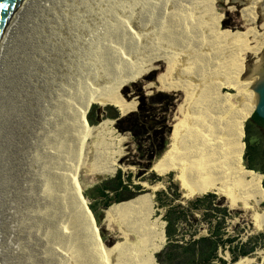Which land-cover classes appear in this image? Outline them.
<instances>
[{"label": "bare ground", "instance_id": "1", "mask_svg": "<svg viewBox=\"0 0 264 264\" xmlns=\"http://www.w3.org/2000/svg\"><path fill=\"white\" fill-rule=\"evenodd\" d=\"M75 1L61 6L62 12L68 9L67 14L53 16L49 12L50 23L53 21L55 30L59 28L45 37L53 40L52 52H58L52 64L57 72L49 79L54 80L53 84L46 88L40 83L43 77L38 78L42 91L33 97L43 102L29 101L24 93L15 95L17 109L31 108L33 114L23 132L18 124L11 126L7 144L23 146H19L21 136L28 154L19 159L21 167L14 166L19 180L0 193V257L6 261L3 263L1 257L0 264H17L15 240L24 220L16 218L14 211L20 209L22 197L30 198L28 204L36 197V205L29 206L33 210L30 219L38 223L33 236H37V256L44 259V264H52L51 259L55 264H147L144 257L160 248L162 224L157 219L149 221L143 200L107 211V217L115 220L131 218L130 233L136 244L103 248L81 198V179L89 172L111 175L115 159L113 138L106 135L105 127H86L88 106L113 105L127 114L134 104L122 100V88L153 72L161 61L167 65L161 87L182 90L184 100L178 108L169 147L152 171L161 177L176 173L190 197L212 192L232 206L240 203L250 207V202L259 206L264 200L261 178L243 168L241 156V128L248 117L243 93L251 84L239 82V77L246 54L256 55L264 46V34L255 46L248 47L245 42L250 32L220 30L222 16L215 11L216 0H79V7L73 5ZM247 2L249 6L243 13L253 22L260 1ZM69 7L79 12L78 18H70L73 14ZM62 36L71 40H61ZM37 60L38 65L49 64V59ZM224 89L236 90L237 94H225ZM233 99L239 100L238 106L231 103ZM90 139L95 140L88 146ZM86 146V154L88 149L93 150L84 161L81 153ZM40 148L44 150L29 162L33 170L28 171L29 150ZM8 160L2 189L3 179L14 176L10 173L12 157ZM86 162L90 170L84 167ZM30 183L34 185L33 193L27 192ZM23 203L22 211L27 204ZM254 226L264 228V211L255 214ZM29 259L22 264H28Z\"/></svg>", "mask_w": 264, "mask_h": 264}, {"label": "rangeland", "instance_id": "2", "mask_svg": "<svg viewBox=\"0 0 264 264\" xmlns=\"http://www.w3.org/2000/svg\"><path fill=\"white\" fill-rule=\"evenodd\" d=\"M71 1L72 0H53V2L51 3L50 8H49L45 18L43 19V21L39 25L38 29L36 30V32L32 38V41L30 43L28 54H27V57H29V60L28 61L25 60L23 66H22V70H21V74H20V78H19V82H18V86H17V90H16V95L18 94L19 96H21L24 93V95L27 96L29 101H30V99H32L34 101V103H40L41 100L34 98L33 95H38L42 91V88H44V87L46 88V85L50 86L53 84L54 80L49 81V79L54 78L56 75V72H57L56 68L55 67L52 68V64H53V61L56 59V57H57L56 55L58 54V52H55V53L52 52V50L55 49L53 47L54 44L52 43L53 40L48 41L47 38H45V37L48 36V32H50L49 33V35H50L52 32H57L59 28L57 30H55V27L52 25L53 21H51V23H50L49 19L52 17L51 16L49 17V14L52 13L53 16L62 15V13L67 14L68 13L67 8H65V9H67V11L66 10L64 11V9H63V12L60 9L64 8L61 6L70 4L69 2H71ZM73 1H75V0H73ZM76 1H75V4H73V5L79 7V0H76ZM259 1H260L259 4L255 8L256 11H254L255 20L253 22H249L247 18L245 19V16L243 13V11L249 6V2H247V0H216L215 1V11H216V13H218L219 15L222 16V20L220 22L219 29L222 31L227 30L231 33L237 32V33H241V34H246L247 32H250L249 36L247 37V40H246L247 42H245V43L248 47L255 46L259 41V37L264 34V5H262L263 0H259ZM136 3L138 4V2H136ZM54 8L57 9L58 11L54 10ZM69 8L71 9L72 7H69ZM71 10L72 11L70 13H72L73 16L69 15V17L71 16L70 18H72V17L78 18V16H76V15H78L79 12L78 11L76 12V10L74 11V8ZM79 30L83 31L80 26H79ZM68 34L72 37L70 32H68ZM62 38H63V36H62ZM61 40L69 41L71 39L70 38H63ZM55 44H58V43L56 42ZM263 53H264V46L261 48L260 52L256 55H253L250 53L246 54L245 62H244V70H243V74L241 75V77H239V82H241V83H249V82L251 83L252 82V77L250 75H249L250 77L249 76L244 77V73L246 72L245 69H246V67H252L254 65V61L256 59H258L261 56V54H263ZM45 58H46V60L49 59V64H44V65H38L37 64L39 62V60H37V59H45ZM43 66L46 67L45 70L41 69ZM57 68H58V66H57ZM35 72H36V74H35ZM166 73H167V65L165 62L161 61V62L157 63L156 67L153 69V72H152V70L149 71L145 75L137 78L135 81L128 82L122 88V90H121L122 100L124 102H126L127 104H134L133 110H131L127 114H122L113 105H104L103 106L99 103H91L90 104L91 106L95 105L97 107H100V109H102V110H104V109L107 110L105 113L106 117H102V120L98 124V127L95 125L96 127L94 129H99V128H101V126H104L106 135L107 136H109V134L112 135V138H113L112 143H113V147L115 148V150H114L115 151V154H114L115 159H114V163L112 165V174L111 175H104V174H97V173L94 174L93 172L84 173L82 176V182H81V183H83L82 187L84 190L94 186L95 184L98 183V181L100 179H102L104 177L113 176L117 172V170H119V169L122 170V172L125 175L132 173L133 177L136 176L138 169L135 166H133L132 164L130 165V162L133 161L131 156H133V154H134V151L132 150L133 149V143L131 140V136L128 133L127 134L121 133L116 128L117 119H113L112 117L117 116L119 119L121 117H125L131 113L136 112L138 109V106H139V95L140 94H143L144 97H152V96L157 95V94H165L168 96V99H166V101H162V103H160L157 106L158 111H161V110L163 111L162 115H164V117H165V126H166L167 130H169L168 135L166 136L167 144H166L165 151L168 149L169 144H170L171 130H172V127L175 123V118L179 117L178 116V108L183 103L184 93L182 90H170V91H168V90H165L161 87L162 82L160 79L163 78ZM79 74H81L80 69H79ZM40 76L43 77V79H40V81H41L40 83L42 84V88L38 85V78ZM170 78L171 77H169V80L172 81ZM167 81L168 80L166 79V82ZM170 81H168V82H170ZM170 83H173V82H170ZM252 87H253V85L248 86L246 91L247 92L252 91ZM223 92L225 94H228V95L237 94L236 90H231V89H224ZM41 102H43V101H41ZM231 103L234 106H238L239 100L237 101V99H233ZM16 104L17 103H14V107H13L11 126H14L16 123V125L18 124V128L21 129L23 132L26 128L29 127V122L32 119L33 111L31 110V108L30 109H27V108L23 109L24 107H22V108H20V110H18L17 109L18 106H16ZM20 104H22V103L20 102ZM15 107H16V110H14ZM16 111H17V113H16ZM24 119L25 120L27 119V120L24 121ZM157 119H160V118H157ZM246 119H248V117H246L244 119V121ZM244 121H243V123H244ZM242 126H243V124H242ZM90 127H94V126H90ZM166 128H164V129H166ZM36 137L37 138L33 139L35 142L38 139V135H36ZM242 138H243V143H244L245 131H244ZM19 139H20L19 146H20V144H23V146H25V144L23 142L24 140L21 138V136L19 137ZM94 140L95 139L88 140V142H87L88 146ZM241 144H242V140H241ZM262 144L264 147V137H263V143ZM23 146H20L18 148L15 145V143H13V145L10 147L8 146L9 148L6 146L7 153H8L7 157H6L7 163L9 161L8 158L11 156L12 161L10 164L12 166V169L10 168L11 169L10 173H11V176H13V175L14 176H13V178L9 177V179H3L2 186L3 187L5 186V187H4V189H2V187H1L0 193L5 192L6 191L5 189L9 188L10 184H14L15 179H16V182L19 180L18 174L15 173V171L13 169H14V166L21 167L22 161L19 159L20 158L24 159L23 155L25 154V156H26L28 154V153H25ZM85 149H87V146L83 148L84 153H81L82 155H84V156L81 155V157L83 158L84 161L87 159V156L90 154V152H91V150H93V148L88 149L87 154H86L87 151ZM243 149L245 150V144H244ZM41 150H44V148L35 149L34 152L29 150L30 155H29V160L27 162V170L28 171H30L31 168L33 170V166L29 162L34 157H40ZM164 152L162 153V155L164 154ZM129 154H130V157H129ZM162 155H161V157H162ZM243 155H244V153H243ZM241 156H242V149H241ZM125 157H128V158H125ZM123 158H125L124 163L121 162ZM159 159H157L153 163L152 167L156 164V162ZM17 162H19V165L17 164ZM5 166H7L6 162L4 164V167ZM242 166H243V158H242ZM84 167L86 169L90 170V168H91L90 163L86 162V165H84ZM245 170H247V169H245ZM3 171H4V169H3ZM247 171H251V170H247ZM5 173H7L6 168H5ZM252 173L258 175L260 178L262 177V181H263V175L261 173H257L255 171H252ZM175 174L176 173H169V174L161 177V176H158L154 171H152V168H151L150 171L148 172V174L142 175L140 177V179L137 177L133 178L135 183H139L141 185L142 191L140 192V194L138 196L135 197V199L131 200L130 203L127 202V203L131 204L135 201L143 200L146 204V213H147V215H149L151 217L149 221L152 222V221L157 219L159 222H161L162 227H161L160 233H161V241L162 242L160 243L161 244V246L159 248L160 250L162 247H164V245L166 243V238H165L166 223L163 219L164 209L155 203V193L158 191L166 190L167 184H168L167 181H169V183L171 185L177 187V189H178L177 192L179 193L180 201L183 204L187 200H191V199H194L198 196H201V195H194V197L188 196L186 191L181 187V184L179 183V180L176 178ZM29 179H31L30 176L28 177V180ZM261 184L262 183H260V188H261ZM29 187H30V189L27 190V192L31 191L33 193L34 185L32 186V183H30ZM27 192H25V193H27ZM82 194H83V192L81 193V195ZM208 194L215 195L217 197L216 201L221 200L222 207H226L227 209L230 210L231 218L227 220V223H228L227 231H228L229 235L238 237L239 238L238 241H240V242H246L250 237L256 236L258 234L259 235L264 234V228L258 230L254 226L255 213H261L264 211V208L262 207L264 200L259 206L255 205V203H253V202H250V205H249L250 207H243L242 204H240V203H237L235 206H232L228 200L221 197L220 195H216L215 193H212V192H210ZM82 196H81V198H82ZM29 199H27V197H26L25 200H23V197H22L20 200L22 202L20 209L16 208L14 211L16 218L19 217L21 220H24L21 222L23 224V229L21 230V228L19 227L20 234L17 236V241L15 240L16 247H14V251H15L14 255L17 254L16 255V260H17L16 263L17 264H22V261L23 260L25 261L29 257H31L32 260L31 259L27 260L28 264H44L45 263L44 259H42V257L39 258V255L37 256V248H38V240H36L37 236L36 237L33 236V235H36L34 233L38 231V223H37V221L30 219V216H31L30 211L33 213V210L29 209V206H32L31 208H33V206L36 205V197H32L31 204H28ZM83 200H84L83 203L85 202L84 206L86 207L87 203H86L84 197H83ZM23 201L27 204L25 205V208L22 211L21 209L24 206ZM122 204H125V203H122ZM115 205H119V204H115ZM115 205L113 204L112 206H110L108 208V210L111 207H124V206H126V205H124V206H122V205L115 206ZM108 210H106L104 212L101 227H102L103 232L105 234V237L107 239L106 240L107 243L108 244L110 242H114V243H112V245H109V246L107 244H105L102 241L101 236H100V228L96 227V225L94 224V227L97 231V241L99 242V244L103 248H105L106 250H111L115 244H121V245L125 244V245H128V247H129V245L130 246L133 245V243L136 244V241H135L133 235L131 234L132 231H130L131 230L130 229L131 224L129 221H132L131 218L127 217L126 221L123 220V219H125L124 217L116 219V220L109 218V217H107V211ZM204 233H205V230L200 231V234L204 235ZM162 236H163L164 240H163ZM185 236H186V234H185ZM261 246H262V248H257L256 252H254L253 254L249 255V257H247L248 260L239 261V262H242L241 264H264V241H263ZM157 251L151 255L153 256L159 252V251L158 252ZM113 253L114 254H120V251L117 253L116 252H113ZM228 254H229V252H228ZM151 255H149V256H151ZM152 256H151V258H152ZM221 256L225 257L224 251H221ZM1 257L3 258L2 262L5 263L6 261H5L4 257L3 256H1ZM1 257H0V259H1ZM228 257H230V255H228ZM225 258L227 259V261H229V259H230L227 257H225ZM145 259H146V256L144 257V260ZM51 260H52V264L56 263V261H54L53 259H51ZM152 262H153V259H152ZM239 262L233 263V264H238ZM79 264H80V262H79Z\"/></svg>", "mask_w": 264, "mask_h": 264}, {"label": "trees", "instance_id": "3", "mask_svg": "<svg viewBox=\"0 0 264 264\" xmlns=\"http://www.w3.org/2000/svg\"><path fill=\"white\" fill-rule=\"evenodd\" d=\"M166 99L168 96L165 94L152 97L140 94L136 112L119 119L117 116L112 117L117 119L116 128L121 133H128L131 136L134 154L131 156L133 161L130 165L138 169L136 176L133 177L132 173L125 175L119 169L113 176L100 179L97 184L83 191V196L81 195L82 198L89 200L88 208L86 206L89 217L94 224L96 222V227L100 228L101 239L108 246L114 242L107 243L101 227L104 212L113 204L124 206L135 199L142 191V187L135 183L133 178L140 179L142 175L148 174L153 163L165 151L169 130L165 126L163 111H158L157 106ZM90 106L84 123L88 129H94L98 127L102 117H106L107 110L95 105ZM244 131L245 150L243 138L241 144L243 167L263 175V181L261 177L263 191L264 122L253 114L243 123L242 136ZM125 158L122 159V163ZM167 182L166 190L155 193V203L164 209L166 243L161 250L159 249L160 251L158 250L159 252L157 251L158 253L151 255L153 262L151 256L146 257L147 264H233L239 258L252 254L257 248H262L264 234L250 237L246 242H240L238 237L229 235L227 220L231 218V212L222 207L221 200L216 201L215 195L204 194L183 204L177 187ZM262 207L264 208V202ZM201 230H205L204 235L200 234ZM225 250L229 252V261L219 257V251Z\"/></svg>", "mask_w": 264, "mask_h": 264}, {"label": "water", "instance_id": "4", "mask_svg": "<svg viewBox=\"0 0 264 264\" xmlns=\"http://www.w3.org/2000/svg\"><path fill=\"white\" fill-rule=\"evenodd\" d=\"M52 2L53 0H0V189L22 66L32 38ZM243 97L248 119L256 114L264 120V73L259 75L252 91L244 92ZM83 190L82 187V192ZM85 201L88 207L89 200L85 198Z\"/></svg>", "mask_w": 264, "mask_h": 264}, {"label": "flooded vegetation", "instance_id": "5", "mask_svg": "<svg viewBox=\"0 0 264 264\" xmlns=\"http://www.w3.org/2000/svg\"><path fill=\"white\" fill-rule=\"evenodd\" d=\"M245 70L246 72L244 73V77H248L250 75L252 79H254L250 84L254 85V82L259 78V75L264 73V53L254 61V65L252 67H246ZM261 120L264 122L263 119Z\"/></svg>", "mask_w": 264, "mask_h": 264}, {"label": "built area", "instance_id": "6", "mask_svg": "<svg viewBox=\"0 0 264 264\" xmlns=\"http://www.w3.org/2000/svg\"><path fill=\"white\" fill-rule=\"evenodd\" d=\"M254 252H256V250H255ZM254 252H253V253H254ZM224 253H225V257L230 258V257H228L229 254H228V251H227V250H225ZM253 253H252V254H253ZM250 255H251V254H250ZM219 257H221V258H223L224 260L227 261V259H226L225 257H222V256H221V251H219ZM247 257H249V255H248V256H245V257H241V258H239L237 262L248 260ZM229 260H230V259H229ZM237 262H236V263H237Z\"/></svg>", "mask_w": 264, "mask_h": 264}]
</instances>
